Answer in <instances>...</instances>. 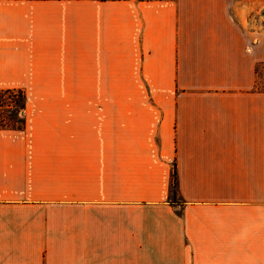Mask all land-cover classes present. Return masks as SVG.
Segmentation results:
<instances>
[{
	"label": "crops",
	"instance_id": "obj_1",
	"mask_svg": "<svg viewBox=\"0 0 264 264\" xmlns=\"http://www.w3.org/2000/svg\"><path fill=\"white\" fill-rule=\"evenodd\" d=\"M261 4L0 0V264H264Z\"/></svg>",
	"mask_w": 264,
	"mask_h": 264
},
{
	"label": "rangeland",
	"instance_id": "obj_2",
	"mask_svg": "<svg viewBox=\"0 0 264 264\" xmlns=\"http://www.w3.org/2000/svg\"><path fill=\"white\" fill-rule=\"evenodd\" d=\"M263 4H261V7L264 6V0H261ZM258 16L255 17L254 20H258ZM254 20L252 16V23L250 25L253 26V29L258 31H264V20L263 18L261 19L262 24L255 25L254 27ZM261 84L264 85V67L261 68ZM17 91V90H16ZM21 100V97L18 92H15V94H0V128L1 127H20L21 125L17 123L20 121V118L22 117V114L20 113L19 115L17 114L18 106L17 102ZM16 108V109H15Z\"/></svg>",
	"mask_w": 264,
	"mask_h": 264
},
{
	"label": "trees",
	"instance_id": "obj_3",
	"mask_svg": "<svg viewBox=\"0 0 264 264\" xmlns=\"http://www.w3.org/2000/svg\"><path fill=\"white\" fill-rule=\"evenodd\" d=\"M15 92H18L20 97H21V100L19 102H17V105L18 106V110H17V114L19 115L20 113L22 114L24 109H25V104H26V95L23 91L19 90V91H16V90H0V94H15ZM16 109V108H15ZM17 123H19L20 125H22V123H24L23 121V118L21 117L20 118V121H18ZM16 128H21L20 127H1L0 129H6V130H11V129H16ZM177 188V185H174V190L172 191V196H175L176 195V189Z\"/></svg>",
	"mask_w": 264,
	"mask_h": 264
}]
</instances>
